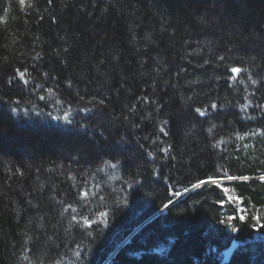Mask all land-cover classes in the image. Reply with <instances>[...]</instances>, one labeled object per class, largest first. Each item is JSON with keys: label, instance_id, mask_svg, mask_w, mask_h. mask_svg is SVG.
<instances>
[{"label": "trees", "instance_id": "1", "mask_svg": "<svg viewBox=\"0 0 264 264\" xmlns=\"http://www.w3.org/2000/svg\"><path fill=\"white\" fill-rule=\"evenodd\" d=\"M27 2L0 0V264H264V86L230 70L264 75V0Z\"/></svg>", "mask_w": 264, "mask_h": 264}, {"label": "snow or ice", "instance_id": "2", "mask_svg": "<svg viewBox=\"0 0 264 264\" xmlns=\"http://www.w3.org/2000/svg\"><path fill=\"white\" fill-rule=\"evenodd\" d=\"M49 3L52 2V0H48ZM18 3L20 5H23L25 7H31L32 5L29 4L27 2V0H18ZM0 22L4 23V24H7L8 22V16H7V13H5V15L3 17H0ZM219 59L223 60L224 57H220ZM231 72L233 73H236V74H240L241 72H244L246 74H248V80H250L251 84L253 85H261V86H264V75H260V73H257V75L260 76L259 79H252V75L250 74V70L247 69V68H240V67H232L231 69ZM264 71V70H262ZM16 72L18 73L20 79L24 80V83H27L28 81L25 78V74H26V71H20V69H16ZM233 80L236 79V77H232ZM243 83V81H241ZM259 90V89H258ZM251 95H254L251 94ZM41 99H43V97H41ZM244 99L248 100V97L245 96ZM101 103H103L101 101ZM252 104V101L249 100L248 101V104H244V105H241V110L244 111L246 110L249 105ZM211 108L213 109H216L217 108V105L216 104H212L210 105ZM256 107L260 108L262 111H264V105H259L257 104ZM87 111V110H86ZM195 111L197 113H199L201 116H204L206 114V109L202 110L201 108H196ZM165 124H167V121L164 122ZM213 127H215V125H213ZM161 131H163V128L161 129ZM209 132H211V129H209ZM251 135H259L260 137H264V130H261L259 133H256L255 131H253L252 133H250ZM243 137H241L242 139ZM165 152L168 151V149H164ZM117 165L116 164H111V167L115 168ZM21 176H23V173L21 172L20 173ZM227 180L229 181H232V180H243V181H248L250 180L251 178L249 176H233V175H227L226 177ZM260 181H264V176H261L259 178ZM207 184H213V185H216L217 187H220L222 189V192L224 195L227 196V199L228 201H231L233 204L236 205V209L235 211L238 213V216H231L228 218L229 221H232V220H241V221H246L249 216L246 214L247 213V209L243 206L244 205V201L243 199L240 197V196H232L230 195V191H234V189H230L229 187H226L224 186L222 183H221V179H215L213 177H208L207 179H202V180H199L197 183L193 184L192 185V188L193 189H196V188H200L201 186L203 185H207ZM83 197L84 198H87L89 196V192L88 191H84L82 193ZM168 205H165V207H167ZM255 208V206L253 205V209ZM71 210V212L75 213L77 211L76 208H74L71 204H69L67 206V208L64 209V211H69ZM102 215H106V213L102 214ZM252 218L255 220V224L253 225L254 227L256 226H259V227H262L264 228V223H261L262 220H264V214L262 213H258V212H253L252 213ZM73 220L76 219L75 216L72 217ZM84 224L86 225H89L91 226V222L87 219V218H84ZM225 221H221V223H224ZM229 226H231V224H229ZM236 230V229H234ZM77 255H79V253H77Z\"/></svg>", "mask_w": 264, "mask_h": 264}, {"label": "water", "instance_id": "3", "mask_svg": "<svg viewBox=\"0 0 264 264\" xmlns=\"http://www.w3.org/2000/svg\"><path fill=\"white\" fill-rule=\"evenodd\" d=\"M192 190H194V189L192 188L190 191H192ZM172 204H173V203L169 204L167 207L163 208V210L166 209V208H168V207L171 206ZM163 210L159 211V212L156 214V216H157L159 213H161ZM154 217H155V216H154ZM154 217H153V218H154ZM234 246H235V245H234Z\"/></svg>", "mask_w": 264, "mask_h": 264}]
</instances>
